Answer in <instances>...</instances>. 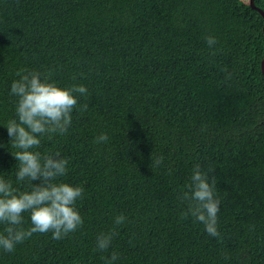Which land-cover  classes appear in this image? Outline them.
<instances>
[{
    "label": "trees",
    "instance_id": "16d2710c",
    "mask_svg": "<svg viewBox=\"0 0 264 264\" xmlns=\"http://www.w3.org/2000/svg\"><path fill=\"white\" fill-rule=\"evenodd\" d=\"M253 4L264 12V0ZM261 25L248 0H0V177L31 190L16 180L5 128L18 71L88 90L74 93L68 132L32 149L69 160L56 182L84 188L83 226L0 249V264H106L112 252L113 264H264ZM102 133L107 142L96 143ZM197 164L215 178L220 237L181 215ZM113 228L111 247L98 251L97 236Z\"/></svg>",
    "mask_w": 264,
    "mask_h": 264
},
{
    "label": "clouds",
    "instance_id": "9594fccd",
    "mask_svg": "<svg viewBox=\"0 0 264 264\" xmlns=\"http://www.w3.org/2000/svg\"><path fill=\"white\" fill-rule=\"evenodd\" d=\"M211 48L217 43L213 36L205 37ZM225 71H227L225 69ZM19 77L11 84V95L17 97L16 118L7 122L6 129L10 144L18 149L13 155L18 162L16 180L31 181V190L20 192L10 180L0 177V224L5 225L0 233V249L12 253L17 245L29 239L33 234L52 233V239L62 240L83 226L84 218L76 207L82 199L84 188L67 183H57L59 177L67 175L69 160L59 153L42 155L39 151L41 139L47 136L64 135L72 124V112L78 104L75 94L85 95L84 85H73L62 89L51 81V72L47 75L21 69ZM230 75V74H229ZM75 79V78H74ZM87 104L81 106L86 111ZM107 134L96 138V143L107 142ZM163 158H157L150 166H158ZM38 181L39 183H34ZM180 200L187 203L182 217H194L202 223L211 237H220L218 231V213L221 200L216 193L215 178L209 180L208 172L196 165L192 170L190 184L186 185ZM30 214L31 227L25 229L23 213ZM126 217L118 215L114 224L125 223ZM115 228L109 233H101L96 238V249L106 252L116 235ZM119 258L112 252L106 264H113Z\"/></svg>",
    "mask_w": 264,
    "mask_h": 264
},
{
    "label": "water",
    "instance_id": "95a60500",
    "mask_svg": "<svg viewBox=\"0 0 264 264\" xmlns=\"http://www.w3.org/2000/svg\"><path fill=\"white\" fill-rule=\"evenodd\" d=\"M248 5L251 9L256 10L262 18L261 32L264 39V12L254 6L253 0H248ZM260 72L264 76V55L260 61Z\"/></svg>",
    "mask_w": 264,
    "mask_h": 264
},
{
    "label": "rangeland",
    "instance_id": "374dc122",
    "mask_svg": "<svg viewBox=\"0 0 264 264\" xmlns=\"http://www.w3.org/2000/svg\"><path fill=\"white\" fill-rule=\"evenodd\" d=\"M247 1V0H246Z\"/></svg>",
    "mask_w": 264,
    "mask_h": 264
}]
</instances>
